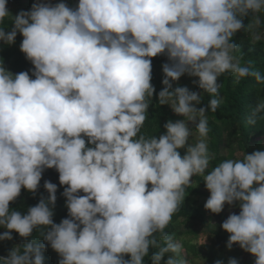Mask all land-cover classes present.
Listing matches in <instances>:
<instances>
[{
    "label": "clouds",
    "instance_id": "obj_1",
    "mask_svg": "<svg viewBox=\"0 0 264 264\" xmlns=\"http://www.w3.org/2000/svg\"><path fill=\"white\" fill-rule=\"evenodd\" d=\"M6 18L13 23L7 33ZM262 23L264 0H79L76 8L35 3L15 17L0 0V41L11 45L22 34L20 50L35 77L14 75L0 62V226L7 229L0 240L13 239L12 231L28 238L40 229L59 264H145L150 248L158 249L151 264L168 253L164 264H187L183 244L165 229L192 177L202 176L210 192L206 210L219 214L225 204L239 202V214L222 223L229 250L239 244L255 264H264V151L225 159L208 171L207 118L221 103L218 81L225 73L234 84L254 77L264 85V74L234 55L239 45L233 42L241 30L259 41ZM165 53L171 63L162 66L158 102L183 119L169 120L159 138L145 137L139 133L155 92L151 58ZM185 74L214 97L206 107H196L200 93L173 89L172 81ZM261 119L264 97L247 122ZM180 149H186L183 156ZM46 168H55L68 186L69 218L59 224L53 221L57 186L50 181L44 183L49 196L27 214L9 208L22 189L37 191ZM45 247L35 240L23 254L14 247L0 264H44Z\"/></svg>",
    "mask_w": 264,
    "mask_h": 264
},
{
    "label": "trees",
    "instance_id": "obj_2",
    "mask_svg": "<svg viewBox=\"0 0 264 264\" xmlns=\"http://www.w3.org/2000/svg\"><path fill=\"white\" fill-rule=\"evenodd\" d=\"M61 2L65 3L70 8H76L79 0H52L50 4L54 6ZM33 4H35L34 0H17V3L9 8L10 2L7 0V8H9L8 11L12 17H15L22 10L30 11ZM249 22L250 17L244 18L243 23L245 26ZM3 27L6 33L10 32L13 27L12 20L6 18ZM260 32L261 39L259 41L254 40L243 30L237 32L233 37V42L237 43L239 48L234 55L240 58L242 65L249 66L251 70L259 71L264 74V23L261 25ZM22 40L23 36L18 32L13 44L9 45L4 41H0V62L3 63L6 70L14 75L27 71L30 77L35 79L32 75L34 65L26 59L25 54L20 50ZM151 60V83L155 88V92L148 108V117L139 134L145 137L156 136L159 138L160 135L166 133L164 124L169 120L174 122L183 119V117L175 114L168 105H160L158 102L159 92L165 87L162 83L164 78L162 66L165 63L170 64L171 61L168 59L166 53L153 57ZM191 79V88L203 96L201 104L196 105V107H206L210 99L214 97L207 93H203V90L194 83V81L198 80L197 77H191ZM234 79L231 73H225L220 77L218 82L222 85L219 90L220 97L222 98L221 103L215 112L209 109L207 113L208 126L210 129L208 133V149L209 152L213 154V159L210 161L208 171H211L225 159H241L245 153L251 154L256 150L264 151V119L258 120L256 125H250L247 122L249 111L255 106L257 99L259 97H264V85L258 84L254 77L242 78L239 84H234ZM175 87L178 86L173 84V89ZM85 140L87 144V137H85ZM87 146L91 147L90 144ZM225 148L227 149V154L223 152ZM179 151L183 156L186 149H180ZM237 152H241L242 155L240 156ZM192 179L193 183H191L185 191L184 203L181 204L178 211L173 215L172 221L165 231L177 241L179 234H181V231L178 229V224H190L193 228L190 233H193L200 240L206 239V241L202 243L203 250H197L196 246L192 244V241L189 239H183L182 244L187 247L188 251H192L196 257L200 256L204 258L208 264H216L218 260L223 261V264H228V255L231 251L239 256L237 259L238 263L255 264L256 258L251 253L243 250L239 244H234L231 250L227 247L230 234L222 228V223L229 217L224 210L225 206L221 213H213L216 220L214 225L206 220L199 204L195 203H197L198 200L196 196L210 197V192L206 189L202 176H193ZM45 181H50L57 186V201L53 207L54 223L59 224L63 219L69 218L68 209L66 207L67 198L63 195L65 188L68 186L60 184L59 173L55 168H46L44 170L40 185L35 193L29 192L27 189H22L20 196L15 201L10 202V210L19 211L22 215L27 214L28 209L37 205L42 197L46 199L49 193L44 187ZM149 187L151 186L149 185ZM78 195L83 196L86 194L81 191ZM5 231H7V229L0 226V235ZM39 233L40 229H35L30 237L23 238L19 233L12 231L11 235L13 239L0 240V257H7L14 247H19L21 254H23L24 246L35 240L46 246L42 250L44 264H59L61 259L60 255L51 248L50 244H48ZM161 246H164L163 241H161ZM157 251L158 249H149V255L145 257V264H151L150 257ZM170 255L173 254H166L161 264H164ZM124 258L130 259V256H125ZM193 260L194 259L190 261L194 262Z\"/></svg>",
    "mask_w": 264,
    "mask_h": 264
},
{
    "label": "rangeland",
    "instance_id": "obj_3",
    "mask_svg": "<svg viewBox=\"0 0 264 264\" xmlns=\"http://www.w3.org/2000/svg\"><path fill=\"white\" fill-rule=\"evenodd\" d=\"M34 2L35 3L50 4V3H52V0H34ZM15 3H17V0H15L14 3H10L9 8H10V6H12ZM172 83L174 85H177V86H180V87L186 86V87H188L190 89V91L196 92V91H194L191 88L192 87V79L187 74L183 75L179 79V81H172ZM189 126L190 127H194L191 124ZM189 142H195V141L193 140V141H189ZM223 152H224V154L228 153L226 148L223 149ZM237 153L240 154V156L242 155L241 152H237ZM210 154L213 156L212 153H210ZM192 183H193V179H192ZM196 198L198 200H197V203H195V204H199V207L201 208V211L204 213V216H205L206 220L214 225L216 223V220L214 218L213 213L210 212L209 210H206L205 207H204V205H205L207 199L209 198V196H201V197L196 196ZM201 204H202L203 207L201 206ZM238 204H239V202H236V204H234V205L225 204V209L224 210H225L226 214L228 216H230L233 213L238 215L239 212H240V208H239ZM178 229H179V231H181L180 232L181 234H179V238L177 239V241H179V242L181 241V243H182L183 239H189V240L192 241V244H194L196 246L197 250H201V251L203 250L202 243H204L206 241V239L205 240H200L193 233H190L191 229H193L190 224H188V223H180V224H178ZM203 229H205V228H203ZM228 256H229V259L230 258H235L236 260L239 257L235 252H232V251L229 253ZM182 258L187 261V264H208V262L204 258H201L200 256L196 257L195 254L192 251H188L187 247H185V246H183ZM192 259H194L193 260L194 262L190 261ZM238 264H240V263H238Z\"/></svg>",
    "mask_w": 264,
    "mask_h": 264
},
{
    "label": "built area",
    "instance_id": "obj_4",
    "mask_svg": "<svg viewBox=\"0 0 264 264\" xmlns=\"http://www.w3.org/2000/svg\"><path fill=\"white\" fill-rule=\"evenodd\" d=\"M9 2H10V3H13V2H14V0H9Z\"/></svg>",
    "mask_w": 264,
    "mask_h": 264
}]
</instances>
